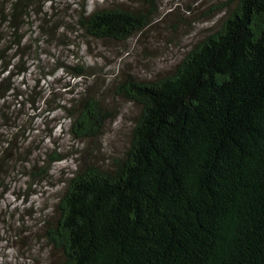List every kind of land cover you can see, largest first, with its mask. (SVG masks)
I'll return each instance as SVG.
<instances>
[{
    "label": "trees",
    "instance_id": "trees-1",
    "mask_svg": "<svg viewBox=\"0 0 264 264\" xmlns=\"http://www.w3.org/2000/svg\"><path fill=\"white\" fill-rule=\"evenodd\" d=\"M81 4L76 26L95 39L125 42L152 23L144 11ZM58 5L0 0V131L17 130L0 140L1 193L19 164L32 188L64 160L54 151L41 167L27 161L29 111L65 112L82 141L98 138L111 117L95 93H76L71 83V97L61 100L55 72L41 63L40 43L51 47L59 27ZM226 9L219 29L170 74L114 80L116 94L141 111L124 156L111 169H78L53 220L43 221L58 264H264V0ZM82 67L76 77L87 74ZM34 68L43 74L31 83Z\"/></svg>",
    "mask_w": 264,
    "mask_h": 264
},
{
    "label": "rangeland",
    "instance_id": "rangeland-1",
    "mask_svg": "<svg viewBox=\"0 0 264 264\" xmlns=\"http://www.w3.org/2000/svg\"><path fill=\"white\" fill-rule=\"evenodd\" d=\"M81 2L58 0L55 18H60L59 27L51 47L40 43L41 63L55 72L50 81L61 90V100L71 97L69 91H64L65 84L71 83L76 93H95L111 117L98 138L82 141L72 136L65 112L46 118L39 116L40 110L29 111L35 116L27 124L35 133L25 141V147L31 148V153L25 156L27 161L30 165L39 162L41 167L47 153L54 151L61 152L64 160L53 164L49 177L32 188L20 164L6 181L7 188L0 192V264L60 262V255L44 238L43 221L53 220L54 206L67 180L78 169L86 165L111 169L124 156L141 111L139 106L116 94L114 80L128 73L147 81L170 74L198 42L219 29L228 15L227 6L235 0H88L89 11L108 6L147 12L152 20L150 27L125 42L95 39L80 30L76 16L81 12ZM33 31L36 27L29 32ZM62 64L68 65V71L74 75L61 68ZM79 66H84L86 75L75 76L74 68ZM32 72L31 83V78L43 74L36 68ZM12 131L17 132L12 128L0 131L1 143Z\"/></svg>",
    "mask_w": 264,
    "mask_h": 264
}]
</instances>
